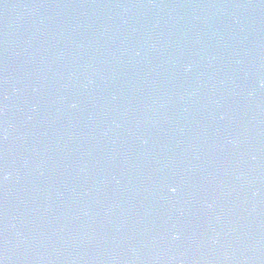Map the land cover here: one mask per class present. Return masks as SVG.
I'll return each mask as SVG.
<instances>
[{
	"label": "water",
	"instance_id": "obj_1",
	"mask_svg": "<svg viewBox=\"0 0 264 264\" xmlns=\"http://www.w3.org/2000/svg\"><path fill=\"white\" fill-rule=\"evenodd\" d=\"M0 264H264V0H0Z\"/></svg>",
	"mask_w": 264,
	"mask_h": 264
},
{
	"label": "snow or ice",
	"instance_id": "obj_2",
	"mask_svg": "<svg viewBox=\"0 0 264 264\" xmlns=\"http://www.w3.org/2000/svg\"><path fill=\"white\" fill-rule=\"evenodd\" d=\"M172 191H175V189L173 188Z\"/></svg>",
	"mask_w": 264,
	"mask_h": 264
},
{
	"label": "clouds",
	"instance_id": "obj_3",
	"mask_svg": "<svg viewBox=\"0 0 264 264\" xmlns=\"http://www.w3.org/2000/svg\"><path fill=\"white\" fill-rule=\"evenodd\" d=\"M172 190V189H171Z\"/></svg>",
	"mask_w": 264,
	"mask_h": 264
}]
</instances>
